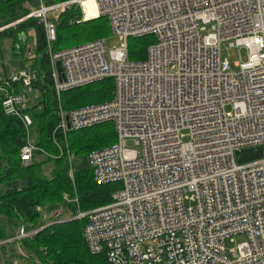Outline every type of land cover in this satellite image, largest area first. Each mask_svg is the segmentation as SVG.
Segmentation results:
<instances>
[{
	"label": "built area",
	"instance_id": "built-area-1",
	"mask_svg": "<svg viewBox=\"0 0 264 264\" xmlns=\"http://www.w3.org/2000/svg\"><path fill=\"white\" fill-rule=\"evenodd\" d=\"M86 1L39 0L15 23L33 19L43 28L57 101V154L47 155L66 158L72 181L68 133L114 129L116 142L86 158L96 185L115 186L110 201L73 218L85 219L88 252L107 264H264V0H92L119 43L109 61L105 39L54 50L59 17L77 7L85 21ZM141 37L152 38L145 59L130 61L127 41ZM230 50L246 53L237 72ZM106 79L108 101L62 109V93ZM37 80L43 76L29 66L0 79L2 111L25 129L23 166L45 154L31 141L25 98H39ZM259 147L261 158L237 163V152ZM40 229L20 228L0 246ZM238 236L244 241L231 245ZM0 264H9L1 251Z\"/></svg>",
	"mask_w": 264,
	"mask_h": 264
},
{
	"label": "trees",
	"instance_id": "trees-1",
	"mask_svg": "<svg viewBox=\"0 0 264 264\" xmlns=\"http://www.w3.org/2000/svg\"><path fill=\"white\" fill-rule=\"evenodd\" d=\"M20 3V0H0V20L2 16L9 15L15 7H19ZM23 11V14L11 19L9 23L0 24V29L19 21L31 12L24 9ZM19 16H21L20 19ZM81 18V12L77 7H72L59 17L56 24L54 50L63 49L59 46L65 41L75 43L102 40L109 36L110 30L105 18L98 17L88 22L82 21ZM29 29L33 30L35 37L32 49L35 57L32 58L30 69L37 71L39 76H43V81L37 80L33 85L39 98L33 106L29 107L27 114L33 122L31 141L45 154L36 152L29 166L21 164L18 154L24 143L25 129L19 119L4 115L0 100V219L6 221V231L0 228V241L14 235V229L20 224V227L24 226L27 231L41 228L34 236L20 243L25 264H107L104 255H91L86 248L83 237L85 219L73 220V218L78 213L106 205L110 201V195L115 190V186L96 185L90 169L76 171L75 167L83 158H87L91 151L114 144L116 136L110 132L112 125L109 123L102 124L98 134L91 133L96 127L68 133V148L74 162L73 181L68 176L69 167L66 158L55 160L47 155L57 154L50 140L51 131L57 121L55 115L57 101L49 77L50 64L45 52L43 28L35 20L28 19L16 24L14 28L0 31V41L9 40L13 45L17 40L21 44L24 41H19V35ZM151 43V37L128 39V59L130 61L144 60L146 49ZM11 55L12 58L17 57L14 60L20 62L23 65L22 68L25 67L20 52H14ZM0 58H3L1 50ZM3 77L6 75L4 74ZM112 89V80L106 79L62 93L60 105L64 111H70L86 105L101 104L111 98ZM25 98L29 103L27 95ZM45 166L52 168L47 176H45ZM62 192L73 202L64 203L61 197ZM58 194L60 201L56 205H49L50 209L66 208L69 215L74 216L72 220L63 219V215L57 213L43 219L37 212V208H45V202ZM62 212L65 213V211ZM11 244H13L12 247L16 245L15 242ZM0 251L5 255V245L0 246ZM6 262L11 263L7 257Z\"/></svg>",
	"mask_w": 264,
	"mask_h": 264
},
{
	"label": "rangeland",
	"instance_id": "rangeland-1",
	"mask_svg": "<svg viewBox=\"0 0 264 264\" xmlns=\"http://www.w3.org/2000/svg\"><path fill=\"white\" fill-rule=\"evenodd\" d=\"M20 1H21V3H20L19 7H17V8L15 7L16 9L14 8V10H12L9 13V15L6 14V15L1 17V20H0V24L1 25H5V24L9 23L11 21V19L16 18V16H18L20 14H23L24 13L23 9L24 10H34V9L38 8V6L40 4L39 0H20ZM89 11H90V13H86L85 9H83V13H85V21H87V22L90 21V20L96 19V17H93L94 15H92L95 12L92 9V6L89 7ZM9 25H11V24H9ZM9 25H7V26H9ZM7 26H5V27H7ZM14 27L15 26L12 24L9 28L8 27L5 28V30L10 29V28H14ZM34 38L35 37H34L33 30L29 29L25 33L19 35V41H24V42H21V44H20V42H17V40L14 41L13 45H11V41H9V40L0 41V47H1L0 50H1V53H2V57H3L2 59L0 58V79L4 78L3 77L4 74L6 75V77H10V76H12L14 74L19 73L22 69L25 68V67L22 68L23 65H21L20 62H16V60H14V59H17V57H13L12 58L11 53L20 52L21 56H22L21 58L25 62V66H29L30 67V65L33 62L32 58L35 57V55L33 54V51H32V49L34 47V43H32ZM21 39H23V40H21ZM104 39H105V46H106L105 59L107 61H109V57H108L107 52L109 50H113V49L117 48L119 46V43H118L116 38H113L110 35V33H109V36L104 38ZM25 40H26V42H25ZM96 40H101V39H96ZM90 41H95V40H88V41L75 42V43H69V42L65 41L59 47L63 48V49H66V48L79 46L81 44H84V43H87V42H90ZM14 46H15V48H14ZM63 49H61V50H63ZM227 54H228V60H229V63H230L231 71L232 72H237L238 69L235 68L233 65L238 60L239 57H240L241 61H245L246 53L243 50H240L239 52H237L236 50H230V51L227 52ZM29 99H31V98H29ZM34 104H35L34 101L29 102V107L33 106ZM225 111L226 112H231V107L230 106L225 107ZM101 126L102 125L96 126V128H94V130L92 129L91 133L95 134L97 132H100L101 131L100 130ZM111 129L112 130H110V132L115 136L113 127H111ZM102 137L104 138V135ZM187 140H188V138H185L183 140V142H186ZM108 146H110V145L109 144L106 145V147H108ZM124 146L127 149L136 150L137 152H139V149L134 146V144H133V142L131 140H128V139L125 140L124 141ZM94 151H96V150H94ZM94 151H91V152H94ZM88 155H87V157H88ZM50 171H52V168H50L49 166H45V176H47ZM61 197H62V201H64V203H66V204H69V203L73 202L72 199H69L67 197V195L64 194L63 192H62ZM59 198H60L59 194L56 195L53 199L49 198L45 202V208H42V207L37 208V212L41 214V217L43 219H44V217H45V219L50 217V214L57 213L58 215H63V219H66V220L67 219H71L72 220V218L74 216H70L69 215L70 214L69 211L65 210L66 208L62 209V208L58 207L55 210L54 209H50L49 205H51V204L52 205H56L57 202L60 201ZM62 211H65V213L62 212ZM5 226H6V221H3L2 219H0V228L6 231ZM20 226H21V224H20ZM20 226L17 227L16 229H14L13 232L16 233V231L19 230L20 228H24L25 229L24 226H22V227H20ZM10 237L8 239H6V240H9ZM243 241H244V238L242 236H238V237L234 238V242L231 245H233V246L234 245H238V244L242 243ZM12 245L13 244H11V243H8V244L5 245V255L9 259V261L11 262L10 264H25V262H24L25 256H24V254L22 253V251L20 249V245H14V247H12ZM26 264H30V263H26Z\"/></svg>",
	"mask_w": 264,
	"mask_h": 264
},
{
	"label": "water",
	"instance_id": "water-1",
	"mask_svg": "<svg viewBox=\"0 0 264 264\" xmlns=\"http://www.w3.org/2000/svg\"><path fill=\"white\" fill-rule=\"evenodd\" d=\"M16 24L17 23H14L13 25L15 26ZM11 25H9L7 27L9 28ZM7 27H5V28H7ZM5 28H3V30ZM55 70L57 72L59 82L60 83L63 82L64 81V75L62 73L61 64L59 62L55 63ZM261 157H262V148H260V147L259 148H254V149H249V150H243V151H240V152L236 153V161H237V163L249 162V161H252V160L259 159ZM87 168H88L87 159L83 158L80 161V163L75 167V170L79 171V170H83V169H87Z\"/></svg>",
	"mask_w": 264,
	"mask_h": 264
},
{
	"label": "bare ground",
	"instance_id": "bare-ground-1",
	"mask_svg": "<svg viewBox=\"0 0 264 264\" xmlns=\"http://www.w3.org/2000/svg\"><path fill=\"white\" fill-rule=\"evenodd\" d=\"M82 6L84 7L83 9H85L86 13H90L89 7L92 6V9L95 11L94 14H92V15H94L93 17L97 18V9H96V6H95V4H94V2L92 0L86 1L85 3H83ZM84 15H85V13H84Z\"/></svg>",
	"mask_w": 264,
	"mask_h": 264
},
{
	"label": "crops",
	"instance_id": "crops-1",
	"mask_svg": "<svg viewBox=\"0 0 264 264\" xmlns=\"http://www.w3.org/2000/svg\"><path fill=\"white\" fill-rule=\"evenodd\" d=\"M31 11H32V10H31ZM20 17H21V16H19L18 18L20 19ZM24 17H25V16H24ZM24 17H23V18H24ZM23 18H21V19H23ZM21 19H20V20H21ZM3 28H5V27H3ZM3 28H1V29H3ZM34 41H35V39L33 40V42H32V43H34ZM28 99H29V96H28ZM29 101L31 102L32 100H31V99H29Z\"/></svg>",
	"mask_w": 264,
	"mask_h": 264
}]
</instances>
